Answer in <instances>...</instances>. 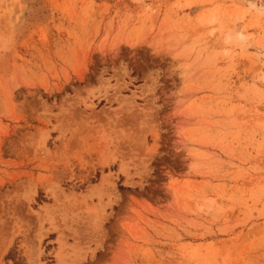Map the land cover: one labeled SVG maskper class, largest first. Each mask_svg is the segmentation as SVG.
I'll return each mask as SVG.
<instances>
[{"label": "rangeland", "instance_id": "374dc122", "mask_svg": "<svg viewBox=\"0 0 264 264\" xmlns=\"http://www.w3.org/2000/svg\"><path fill=\"white\" fill-rule=\"evenodd\" d=\"M0 264H264V0H0Z\"/></svg>", "mask_w": 264, "mask_h": 264}, {"label": "bare ground", "instance_id": "6f19581e", "mask_svg": "<svg viewBox=\"0 0 264 264\" xmlns=\"http://www.w3.org/2000/svg\"><path fill=\"white\" fill-rule=\"evenodd\" d=\"M34 262V261H33Z\"/></svg>", "mask_w": 264, "mask_h": 264}]
</instances>
